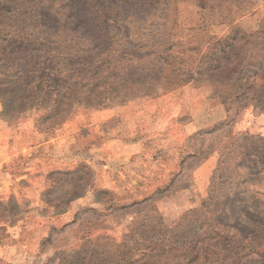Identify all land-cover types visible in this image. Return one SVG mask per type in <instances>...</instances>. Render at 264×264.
<instances>
[{
    "label": "rangeland",
    "instance_id": "rangeland-1",
    "mask_svg": "<svg viewBox=\"0 0 264 264\" xmlns=\"http://www.w3.org/2000/svg\"><path fill=\"white\" fill-rule=\"evenodd\" d=\"M9 1L0 48L84 50L94 90L56 128L0 99L31 146L0 167V264H264V0Z\"/></svg>",
    "mask_w": 264,
    "mask_h": 264
},
{
    "label": "trees",
    "instance_id": "trees-1",
    "mask_svg": "<svg viewBox=\"0 0 264 264\" xmlns=\"http://www.w3.org/2000/svg\"><path fill=\"white\" fill-rule=\"evenodd\" d=\"M0 5L2 18L7 19L9 23L11 15L16 13V8L9 0ZM1 29L7 32L9 37L13 33V29L5 23L1 24ZM92 58V55L84 50L72 51L71 48L48 50L42 54L21 48H0V61L8 64L5 66L6 72H1L2 76L13 77L10 81L0 80V99L6 100L8 106L18 108L16 116L44 103V106H40L44 107V115L51 118V114H54L48 126L56 128L71 111L73 103L79 101L81 93L85 96L92 95L94 85L90 84L91 82L83 84L81 80L84 75L91 74ZM58 111L65 113L58 116ZM64 212L66 210L57 212L55 216Z\"/></svg>",
    "mask_w": 264,
    "mask_h": 264
},
{
    "label": "crops",
    "instance_id": "crops-1",
    "mask_svg": "<svg viewBox=\"0 0 264 264\" xmlns=\"http://www.w3.org/2000/svg\"><path fill=\"white\" fill-rule=\"evenodd\" d=\"M7 131L5 125L0 126V167H4L6 163L13 164L14 160L31 149L29 139L23 142L19 140V137L18 140L14 139L12 141L10 138L13 137L7 134ZM66 212L57 217L55 216V218L62 217Z\"/></svg>",
    "mask_w": 264,
    "mask_h": 264
}]
</instances>
